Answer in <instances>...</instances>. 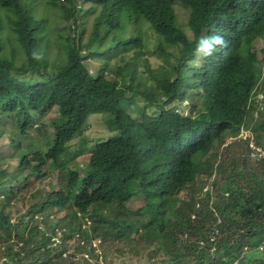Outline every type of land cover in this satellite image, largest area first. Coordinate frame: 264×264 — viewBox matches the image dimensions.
Here are the masks:
<instances>
[{
  "label": "trees",
  "instance_id": "1",
  "mask_svg": "<svg viewBox=\"0 0 264 264\" xmlns=\"http://www.w3.org/2000/svg\"><path fill=\"white\" fill-rule=\"evenodd\" d=\"M177 2L191 11L192 39L177 23ZM34 4L44 11L49 5L63 7L66 15L56 16L72 20L71 36L60 42L62 59L52 64L46 53L37 52L50 16H42L41 23ZM86 17L92 18L91 28L82 43ZM5 26L24 60L5 56ZM259 40H264V0L3 2L0 113L10 115L12 130L20 135L33 126L32 112L44 116L51 107L62 124L35 156L36 166L28 168L24 155L12 170L0 166L1 264H98L96 251L102 264H115L106 254L114 251L111 243L124 241L141 247L116 252L128 260L145 249L150 253L134 264H264V78L262 84L259 79L264 48L259 56ZM151 42L166 60L159 72L147 64ZM33 52L43 59H34ZM256 86L263 91L258 103L249 101ZM94 117L103 119L108 134L90 140ZM242 128L249 139L225 147L226 138ZM250 140L261 158L251 157ZM75 152L91 154L83 176L65 165ZM104 153L117 161L120 173L98 175L92 160ZM17 167L37 182L46 176L44 167L55 169L62 187L37 192L27 212L13 221L3 211L15 198ZM212 176L216 202L209 206L206 194L195 210L197 192ZM133 195L143 201L135 210L128 207ZM68 203L72 210L56 220L52 215ZM215 229L213 252L208 240ZM54 235L57 246L50 243ZM96 240L100 243L93 248ZM259 245L263 250L256 252ZM245 247L250 253L242 255Z\"/></svg>",
  "mask_w": 264,
  "mask_h": 264
},
{
  "label": "rangeland",
  "instance_id": "2",
  "mask_svg": "<svg viewBox=\"0 0 264 264\" xmlns=\"http://www.w3.org/2000/svg\"><path fill=\"white\" fill-rule=\"evenodd\" d=\"M6 0H0V5ZM77 3L82 0H76ZM53 5H49L48 11H44V8H37L36 4H34L35 16L42 23V16L49 15L48 22L43 27V40L38 45V53H46V58L49 64H52L55 60L62 59L63 48L60 45V42L64 43L62 39L71 36L72 33V20L67 19L62 21V19L58 16H65L66 9L60 7V9L54 8L51 9ZM88 6V5H87ZM174 9L177 14V23L183 32L187 35L189 39L193 38V34L188 26V21L190 19L191 11L182 5L181 2L174 4ZM50 10V11H49ZM52 12V13H51ZM58 15V16H56ZM91 17L84 18L85 31L83 36L81 37L77 35V38L80 36L82 38V43L86 42L89 37V32L91 28ZM2 43H3V52L5 56L8 58L12 57V54H15L16 62L19 60H24V56L17 46L12 33L8 29L7 26L4 27L2 31ZM156 44L150 43L149 50L152 52L153 56H150L147 64L154 71H160L166 67V60L163 56L156 53L155 50ZM262 48H264V41L260 40L255 43V50L259 54V56H263ZM13 50V52H12ZM154 52V53H153ZM18 60V61H17ZM184 113H187L188 110L185 106L181 107ZM264 111V109H263ZM32 121L33 126L29 127L28 133L26 135L17 134L14 130H12L13 122L8 113H0V166L2 168H9L12 170L14 166H18L20 163V159L23 158L21 155H24L26 158V164H28V168H32L36 166V157L39 151H42L45 148L44 142L46 139L53 138V132L57 126L62 124V120L59 117L57 109L55 107L49 108L44 116H41L38 112H32ZM91 126L87 130L88 134L91 136L90 140H94L96 138H101L102 136H106L105 122L102 118L94 117L89 120ZM12 124V125H11ZM37 124H41L36 128ZM264 144V139L262 141ZM89 152H75L70 154L67 160L65 161V165L67 168L75 171L77 174L83 176L86 169L90 166V156ZM107 154H95L92 160V164L95 165L98 175H116L120 173V169L118 167L117 161L112 162L107 160ZM98 163V164H97ZM15 169L13 171V175L16 176L15 185L12 188L13 194L15 195L14 200L11 202L12 204L6 206L4 209V213L9 215L13 221L17 219L20 215L24 214V212L28 210L30 203L34 199V195L37 192H58L61 190V183L59 181V174L57 170H46L44 167L42 171H45L46 176L40 181H35L33 178L26 179L28 176V172L26 168H22L20 170ZM97 185L95 182L91 184V186ZM24 188V189H22ZM131 190H134V185L130 184ZM200 190L197 192L199 194ZM21 195V196H20ZM187 197V191L182 192L179 195V198L185 199ZM143 205V201L138 195H133L131 200L128 202V207L131 210H135L138 207ZM58 210V209H57ZM72 210V206L68 203L67 206L62 207L56 212V214L52 215L55 219H60L63 214L70 212ZM23 218H21L22 220ZM26 217H24V220ZM74 242H70L69 244H73ZM122 244V245H121ZM110 245L114 246V251L107 253V258L113 259L112 262L115 264H134L135 262L141 261L144 257H149L150 253L148 249L142 250L139 255L136 253L127 255L129 260L121 255L120 252L122 248L125 246L128 247L131 251L141 248L137 245V241L133 243H129L127 241L120 243H111ZM105 247H109V241L107 240L105 243ZM105 249V250H106ZM98 255V264H102V258L99 252H96ZM116 260V261H115ZM125 261V262H124ZM1 263V261H0ZM106 264V263H105Z\"/></svg>",
  "mask_w": 264,
  "mask_h": 264
},
{
  "label": "clouds",
  "instance_id": "3",
  "mask_svg": "<svg viewBox=\"0 0 264 264\" xmlns=\"http://www.w3.org/2000/svg\"><path fill=\"white\" fill-rule=\"evenodd\" d=\"M216 39L218 41H220L222 44H225V46H226V42L223 40V37H219L218 36V37H216ZM208 54L211 55V52H209ZM33 58L36 59V60H42L43 59V56L40 55V54H37L36 52H33ZM261 71L262 72H261V75L259 77L260 84L263 83V78H264L263 77V75H264V72L263 71H264V67H261ZM262 92L263 91L260 89V87L258 88L256 86L255 89L252 91V93L250 95L249 101L250 102H254V103H258L259 101H261L263 99V93ZM184 114H186V113H184ZM247 139H249V134H248V132L244 128H242L239 132H237V134H235V135H229L226 138V140H225L224 146L226 147V146L230 145L232 142H234L236 140H247ZM248 146L252 150L251 157H255V156L257 158H261L262 157L263 153L261 152V149L254 144L253 140H250V143H248ZM214 179H215L214 176H212V178L208 181V183L205 184L203 186V188L200 190L199 197L195 200V203H194L195 210H198L200 208V205H201L198 200L201 199V198H204L206 194L208 195V203H209V206H211L212 203H215L216 202V196L218 195V191H216V189L213 188L214 183H215L214 182ZM227 195H228L227 193H224V197H226ZM191 217L194 218L195 215L193 214ZM220 223H221V219L217 217L216 224H220ZM217 234H218V229H215L214 230V234H212L209 237V240H208L209 243H210V247H211V249H212L213 252H215V250H216V245H217L216 239H217V236H218ZM75 241H77V240L74 239L73 242H75ZM50 243L52 244V246H57V241H56V236L55 235L51 238ZM99 243H100V240H96L94 242V244L92 245V247L93 248H97V245ZM199 244L201 246H204L205 245V241L202 240V241L199 242ZM262 250H263V245H259L255 249L256 252H261ZM247 252H249V250H248L247 247H245L243 249L242 255L243 254H246Z\"/></svg>",
  "mask_w": 264,
  "mask_h": 264
},
{
  "label": "built area",
  "instance_id": "4",
  "mask_svg": "<svg viewBox=\"0 0 264 264\" xmlns=\"http://www.w3.org/2000/svg\"><path fill=\"white\" fill-rule=\"evenodd\" d=\"M1 264V263H0Z\"/></svg>",
  "mask_w": 264,
  "mask_h": 264
}]
</instances>
